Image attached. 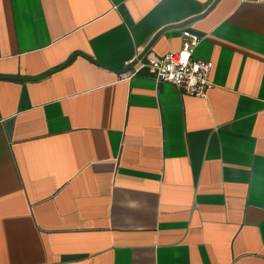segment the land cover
<instances>
[{
  "label": "crops",
  "instance_id": "crops-1",
  "mask_svg": "<svg viewBox=\"0 0 264 264\" xmlns=\"http://www.w3.org/2000/svg\"><path fill=\"white\" fill-rule=\"evenodd\" d=\"M0 0V264H264V0ZM203 38L206 98L124 63Z\"/></svg>",
  "mask_w": 264,
  "mask_h": 264
},
{
  "label": "built area",
  "instance_id": "built-area-1",
  "mask_svg": "<svg viewBox=\"0 0 264 264\" xmlns=\"http://www.w3.org/2000/svg\"><path fill=\"white\" fill-rule=\"evenodd\" d=\"M203 38L190 32L183 31V46L178 52L169 53L161 58L149 57L146 60L136 56L124 63L126 68H133L134 74H123L130 79L139 74L142 69H149L158 83H169L181 90L185 95L206 98L212 88L211 73L213 63L194 58V52Z\"/></svg>",
  "mask_w": 264,
  "mask_h": 264
},
{
  "label": "water",
  "instance_id": "water-1",
  "mask_svg": "<svg viewBox=\"0 0 264 264\" xmlns=\"http://www.w3.org/2000/svg\"><path fill=\"white\" fill-rule=\"evenodd\" d=\"M220 0H217L207 11V13L219 2ZM207 13H205L204 15L200 16V17H196V18H193V19H190L189 21H186L184 23H181L179 25H172V26H168V27H165L164 29H162L159 33H157V35L153 38V40L150 42V44L146 47L145 51L143 52V54L141 55V58L144 57V55H146L148 53V51L151 49L152 45L154 43H156V41L164 34L166 33L167 31L169 30H173V29H178V28H183L187 25H190L192 23H194L195 21L199 20L200 18L204 17ZM140 58V59H141Z\"/></svg>",
  "mask_w": 264,
  "mask_h": 264
}]
</instances>
